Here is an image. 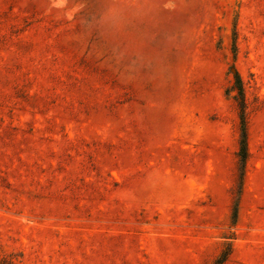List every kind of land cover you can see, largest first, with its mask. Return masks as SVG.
Here are the masks:
<instances>
[{"label": "rangeland", "instance_id": "374dc122", "mask_svg": "<svg viewBox=\"0 0 264 264\" xmlns=\"http://www.w3.org/2000/svg\"><path fill=\"white\" fill-rule=\"evenodd\" d=\"M226 255L264 264V0H0V264Z\"/></svg>", "mask_w": 264, "mask_h": 264}, {"label": "trees", "instance_id": "16d2710c", "mask_svg": "<svg viewBox=\"0 0 264 264\" xmlns=\"http://www.w3.org/2000/svg\"><path fill=\"white\" fill-rule=\"evenodd\" d=\"M247 128L246 126L243 127V134H242V146L241 152L242 157L245 159L247 156V147H248V139H247ZM228 255L223 256L222 259L218 260L215 264H224L227 261Z\"/></svg>", "mask_w": 264, "mask_h": 264}]
</instances>
